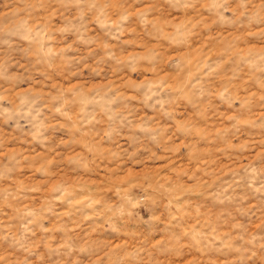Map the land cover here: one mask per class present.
<instances>
[{
    "label": "rangeland",
    "instance_id": "rangeland-1",
    "mask_svg": "<svg viewBox=\"0 0 264 264\" xmlns=\"http://www.w3.org/2000/svg\"><path fill=\"white\" fill-rule=\"evenodd\" d=\"M0 264H264V0H0Z\"/></svg>",
    "mask_w": 264,
    "mask_h": 264
}]
</instances>
